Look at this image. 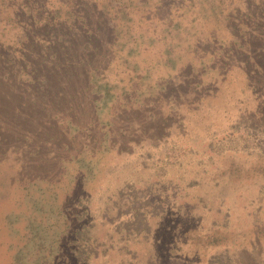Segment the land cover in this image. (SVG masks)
I'll use <instances>...</instances> for the list:
<instances>
[{
    "label": "rangeland",
    "instance_id": "374dc122",
    "mask_svg": "<svg viewBox=\"0 0 264 264\" xmlns=\"http://www.w3.org/2000/svg\"><path fill=\"white\" fill-rule=\"evenodd\" d=\"M20 252L264 264V0H0V264Z\"/></svg>",
    "mask_w": 264,
    "mask_h": 264
},
{
    "label": "trees",
    "instance_id": "16d2710c",
    "mask_svg": "<svg viewBox=\"0 0 264 264\" xmlns=\"http://www.w3.org/2000/svg\"><path fill=\"white\" fill-rule=\"evenodd\" d=\"M162 10L164 11V12H166L165 10H167L166 9V7H163L162 8ZM32 224H33V222H32ZM29 228H31V226H28ZM31 230H32V228H31ZM42 231H40V233H41ZM59 249V248H58ZM15 254V262H16V260H18V262L19 263H17V264H27L26 262H22L21 260H19V258L21 257V256H23V254L20 252V253H14ZM28 264H32L31 262L30 263H28Z\"/></svg>",
    "mask_w": 264,
    "mask_h": 264
}]
</instances>
